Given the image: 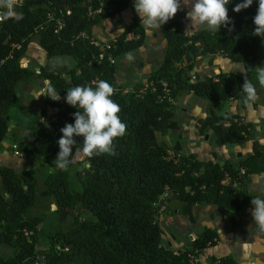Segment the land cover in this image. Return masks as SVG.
<instances>
[{"label": "trees", "instance_id": "obj_1", "mask_svg": "<svg viewBox=\"0 0 264 264\" xmlns=\"http://www.w3.org/2000/svg\"><path fill=\"white\" fill-rule=\"evenodd\" d=\"M239 2L230 0L227 8L232 23L221 26L218 32L203 30L187 35L180 21L172 19L162 25L165 48L161 63L147 74L145 83L132 84L128 91L117 84L118 64L145 46V27L133 17L108 42L110 48L102 50L104 42L96 38L94 30L126 10L130 0H13L11 8L0 6V152L20 153L31 165L23 170L0 165V245L12 250L0 264H197L194 259L199 253L216 245V231L203 228L189 247L173 249L162 237V215L176 213L194 220L193 206L206 204L225 213L230 230L241 224L240 213L252 198H264L246 191L251 176L264 173V114L259 124L223 112L196 120L198 134L210 132L218 145L239 146L251 141L250 154L232 162L201 161L194 154L183 153L178 141L168 145L158 140L178 128L176 102L184 94L192 93L213 107L231 99L241 108L255 107L254 100L245 102V73L192 75L197 61L211 63L216 55L244 64L262 56L264 66V41L253 35L257 0L236 13L233 8ZM89 11L94 14L89 15ZM57 19L63 23L61 28ZM81 32L87 38L81 37ZM34 39L47 59L66 56L72 63L56 69L47 61L39 65L31 59L28 67H22L21 60ZM16 44L20 47L13 46ZM246 74L256 91L262 90L264 108V87L256 80V70L247 69ZM35 77L43 80L45 103L54 111L34 114L28 120L27 132L18 136L12 132L11 117L14 111L27 112L17 101L21 87ZM100 80L115 90L111 98L120 106L118 115L127 125L126 134L114 141L113 155L84 157L86 168L75 171L68 164L46 172L44 190H39L33 162L55 154L60 129L74 124L73 113L78 111L66 103L67 90L94 88ZM50 94L60 99L53 100L47 96ZM10 135L14 145L5 149L2 142ZM75 140L76 146L83 143V137ZM168 150L180 156L168 160ZM73 171L79 181L76 192L70 188ZM225 175L228 183H222ZM234 181L238 182L236 187ZM166 187L168 197L161 200ZM45 195L54 199L59 214L48 231L37 229L41 220L32 214L38 199ZM77 206L86 216L76 211ZM39 232L46 235L48 246L36 250ZM209 264L236 263L227 255L213 258Z\"/></svg>", "mask_w": 264, "mask_h": 264}, {"label": "crops", "instance_id": "obj_2", "mask_svg": "<svg viewBox=\"0 0 264 264\" xmlns=\"http://www.w3.org/2000/svg\"><path fill=\"white\" fill-rule=\"evenodd\" d=\"M133 3L134 0H130V5L126 10L104 21L103 29H105V31H103V33H107L106 35L111 36L112 38L113 36H116L118 33H120V31H122L121 28H123V26L127 24L133 17L138 18L141 22V18L137 15L133 8ZM185 12L186 9L179 11L177 15L172 19L180 21L181 27L184 32L188 24V21L185 18ZM108 24L111 25L112 28L107 26ZM106 26L108 28V31L106 30ZM145 30L147 35L145 46L139 48L138 50L144 48L147 49L150 44V41L148 39V29L145 28ZM203 30L204 29H200L195 32L187 33V35L194 34ZM103 33L98 26L94 30V34L99 41H102V37L105 36V34ZM154 37H156V34H154ZM162 46L163 48H165L164 40L162 41ZM145 55L147 54L145 53ZM25 56L22 58V60H25V62L22 63L21 61L22 67H28L30 60L34 59L39 65H42L45 61H47L50 65L56 68L55 65L51 64L50 59H47L45 52L36 44L35 40H33L31 44H29ZM161 61L159 63H161ZM144 62L146 66L150 65L148 60L145 58ZM257 66H261V63H258L257 60L245 64L234 63L229 59L222 57L221 55H216L211 63H206L204 60H200V62L197 61L196 66L192 71V75L194 78L195 76L203 78L205 76L215 75L220 71H234L237 74H244L242 71H244L245 69H256ZM156 67H158V65ZM138 77L139 76H137V78ZM32 83L34 82L26 83L27 85H23L21 87V91L17 101L18 104L26 106L27 109V102L29 101V97L30 99H33L34 97L33 95H31L30 91H26L25 89H27L26 87L28 86L30 87V84ZM42 85H44V83ZM261 100L262 96L259 101H257L256 98L254 99L255 107L249 106L247 108H241L237 101L231 99L223 105H217V107L215 106V109L217 110V113L223 112L224 114H239L244 121H250L254 124H259L264 114V108L261 105ZM211 107L213 106L210 104V108ZM29 109L24 113L28 114L30 112ZM195 109L196 108L193 107L188 110L191 122L189 124L183 125L184 129L181 128L180 133L176 138L172 140V142H180L183 153L194 154V156L201 161L210 160L217 163H222L224 161L232 162L250 154L251 141H248L243 145H230L229 147H227L226 145H218L215 139H213L211 143H209L207 142L206 138L205 142L207 144H204V142H200L199 134L197 131L198 124L195 121V114L199 113V111H196ZM192 110L194 111V113H192ZM19 113L23 112H13L10 121L11 127V123L14 124V127H20V125L22 124L21 122H19L21 118ZM205 116H207L206 113L201 114L196 118V120ZM14 127H12L11 129H14ZM23 131L24 133L22 135L27 132V128H23ZM168 136L169 135L163 137V139L165 138L164 141L168 139ZM7 142L8 140H4L2 142V147L5 149H9L14 145V142L10 144ZM260 142L262 143L263 140H261ZM1 164L15 168L17 170H21L24 164V159L17 157L15 153L3 151L0 152V165ZM237 185L238 183L236 184V186ZM246 191L255 195L264 196V173L252 175L250 178V182L246 185ZM251 209L252 205L250 204L240 213L241 224L234 230H230L229 222L225 213L214 205L196 204L195 206H193L192 213L194 220H190L186 216L183 217L177 215L176 213L162 215L160 218L162 220H168L169 225L171 226V228H173V231L169 236V241L167 242V244L170 245V247L173 249L189 247L191 241L200 234L203 228H210L216 231V233L218 234V241L216 245L203 249L196 258L197 264H209L211 259H217L227 255L231 256L236 264H264V232H261L255 222L252 221ZM180 219H182L185 224L182 227L190 230H188V242H180V246H178V234L180 230H177L176 228L177 226L181 227ZM192 230H196V232H193ZM162 237L164 239V235Z\"/></svg>", "mask_w": 264, "mask_h": 264}, {"label": "clouds", "instance_id": "obj_3", "mask_svg": "<svg viewBox=\"0 0 264 264\" xmlns=\"http://www.w3.org/2000/svg\"><path fill=\"white\" fill-rule=\"evenodd\" d=\"M229 3L230 0H134L133 8L147 28H161L179 11L186 9L188 24L184 33L187 34L200 29L218 32L221 26L228 27L232 23L228 15ZM257 3L253 35L264 41V0H257ZM12 4L13 0H0V6L11 8ZM252 4L253 0H241L233 11L239 13ZM255 70L256 80L264 87V66H257ZM242 72L245 73L242 91L247 103L256 98V86L248 79L247 70ZM114 91L105 80L98 81L94 88L75 86L67 90L66 103L78 111L73 113L74 124L67 123L60 129L62 136L57 141L59 151L54 166L65 168L79 158L114 154V141L123 137L127 129L118 115L120 106L111 98ZM47 96L52 98L51 94ZM52 99L59 100L60 96ZM75 137H83V143L76 146ZM73 146H76L74 153ZM251 205L252 221L264 232V198H252Z\"/></svg>", "mask_w": 264, "mask_h": 264}, {"label": "rangeland", "instance_id": "obj_4", "mask_svg": "<svg viewBox=\"0 0 264 264\" xmlns=\"http://www.w3.org/2000/svg\"><path fill=\"white\" fill-rule=\"evenodd\" d=\"M103 26H104V22H101L98 25L102 33L103 31H105V29H103ZM107 26L112 28V26L109 24ZM107 26H106V30L108 31ZM143 26L147 28L144 24ZM147 29H148L147 31L149 32L148 39L150 41L148 48L137 50L135 52L128 54L123 59H121L120 63L118 64V72L116 74L118 85L129 87L130 85L135 84L137 82L145 83L147 74L150 71L154 70L156 66L160 64L159 62L161 61L162 56L164 54V48L162 46V41L164 39L162 37L161 29L160 28H147ZM103 34H105V36L102 37V41L104 43L113 41L116 37V36H113L111 38V36L106 35L107 33H103ZM154 34H156V37H154ZM146 38H147V35H146ZM145 53L147 55H145ZM144 58L147 59L148 62L150 63L149 66H146L144 62ZM49 59H50L51 64L56 66V69H60L64 64L72 63V60L66 56H53V57H50ZM21 61L22 63L25 62V60H21ZM257 61L258 63H261V57L257 59ZM137 76L139 77L137 78ZM33 82L35 84L32 83L30 84V87L28 86L26 87L27 89H25L26 91L27 90L30 91L31 95H33L34 97L33 99H30L29 97V101L27 102V106H28V109L30 108L29 109L30 112L28 114H25L24 112L19 113L21 117L19 122L22 123L20 127L19 126L14 127L13 126L14 124L11 123L12 127H14V129H12V132L18 134V136L24 133L23 128L24 129L27 128V122L29 118H31L34 114L40 111H45L47 114H52L54 111L45 103L44 89H43L44 85H42L43 80L41 78L35 77ZM262 95H263L262 90H257L256 100L259 101ZM176 105H177L176 120L178 122V128L172 131L169 134L168 139L165 140L168 145H172L174 143L172 142V140L177 137V135L180 133L181 128L184 129L183 125L189 124L191 122L189 114H188L189 109L195 107L196 108L195 110L199 111V113L195 114V121H196V118L201 114L206 113L207 115H209V114L217 113V110L215 109L217 106L210 108V104L207 101H205L204 99L195 97L192 94L182 95L179 98V100L176 102ZM192 113H194L193 110H192ZM206 138H207V142L209 143H211V141L214 139L210 132L205 136L199 135L200 142H204V144H207L205 142ZM164 139L161 136H159L158 138L160 142L164 141ZM5 140H8L7 143L9 144L14 142L11 135L7 137ZM75 150H76V146H73V153L75 152ZM58 151H59V146H57L56 152L51 158L42 160V162H39V163L33 162L32 168H33L34 174L37 176L38 181H39L38 182L39 190H44L43 178H44L45 173L49 172L50 170L56 167L54 166V161L56 159ZM16 156L19 158H23L22 155H16ZM69 165L73 167L75 171L81 170L87 167V164L84 162V158L76 159L70 162ZM30 167L31 165L26 164L24 162L21 170L28 169ZM75 171L71 172L69 175L70 181H71L70 188L73 192H76L79 188V181L76 177ZM75 209L76 211L78 210V212L81 213L82 217L86 216V212L80 209L79 206L75 207ZM32 214L41 220V222L37 226V229L43 228L44 231L51 230L53 225L57 223L58 217H59V214L56 212V209L54 206V199L52 197H46V195L38 199V203L33 208ZM63 216L65 217V215ZM159 224L163 231V235H164L163 240L165 243H167L169 241V236L171 235L173 228H171V226L168 223V220L166 219L162 220L160 218ZM180 225L181 227L177 226L176 228L177 230H180L178 234L179 236L178 243H177L178 246H180V242H188V232H189L188 230H190V229L187 230V228L182 227L185 225L182 219H180ZM192 231L196 232V230H192ZM37 239H38V242L36 245V250H39L41 247L48 246V242H47L48 239L43 232H39L37 234ZM11 254H12L11 249L0 245V259L2 258L4 259L10 256Z\"/></svg>", "mask_w": 264, "mask_h": 264}, {"label": "built area", "instance_id": "obj_5", "mask_svg": "<svg viewBox=\"0 0 264 264\" xmlns=\"http://www.w3.org/2000/svg\"><path fill=\"white\" fill-rule=\"evenodd\" d=\"M96 12H99V11H96ZM70 12L67 11L66 14H69ZM94 13L92 11H89V15H93ZM0 20H1V12H0ZM57 23H58V27L61 28V26L63 25L62 21L60 19H57ZM81 37L83 38H87V35L84 33V32H81L79 34ZM91 43L93 44H96L95 41L91 40L90 41ZM14 47L16 48H19L20 45L19 44H16V45H13ZM104 47L106 48H110V45L109 43H104V45H102L99 49L102 50ZM110 61L112 62L113 60L110 58ZM165 86V84H164ZM131 88H127L126 91L130 90ZM164 91H166V87L164 88ZM16 155H21L20 153H15ZM180 155L179 154H174L172 151L168 150L167 151V159L168 160H171V159H177ZM244 171L243 169L241 170L240 174H242ZM229 182V177L228 175H225V178L222 180V183H228ZM238 182L237 181H234V186H236ZM168 197V192H167V187H166V192H164L161 196H160V199L161 200H164ZM164 209V206L161 207V210ZM194 261H196V259H194Z\"/></svg>", "mask_w": 264, "mask_h": 264}, {"label": "water", "instance_id": "obj_6", "mask_svg": "<svg viewBox=\"0 0 264 264\" xmlns=\"http://www.w3.org/2000/svg\"><path fill=\"white\" fill-rule=\"evenodd\" d=\"M226 146H227V147H229V146H230V144H229V143H227V144H226Z\"/></svg>", "mask_w": 264, "mask_h": 264}]
</instances>
